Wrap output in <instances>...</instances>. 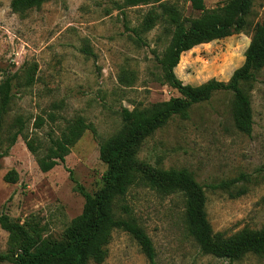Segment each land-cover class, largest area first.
Returning a JSON list of instances; mask_svg holds the SVG:
<instances>
[{
	"label": "rangeland",
	"instance_id": "obj_1",
	"mask_svg": "<svg viewBox=\"0 0 264 264\" xmlns=\"http://www.w3.org/2000/svg\"><path fill=\"white\" fill-rule=\"evenodd\" d=\"M227 0H203L206 9ZM183 17H196L187 0H170ZM149 5L125 7L123 0H48L23 15L12 13L8 0H0V81L17 74L11 82L12 101L5 118L25 120L27 132L43 137L62 125L63 119L81 116L93 129L85 130L70 148L64 162L41 173L33 156L18 136L0 158V214L20 224L31 223L42 239H60L70 219L81 211L80 186L93 195L102 186L104 164L97 144L117 130L121 108L131 110L178 97L161 81L157 57L168 35L156 23L136 39L130 29L138 25ZM240 32L200 44L179 55L173 68L182 83L197 86L210 79L226 82L243 62L252 29L264 22V0H251ZM28 71L25 86L20 76ZM118 78L123 81L121 84ZM231 94L215 92L191 106L188 119L172 117L147 137L137 159L155 168L181 169L193 174L203 187L205 212L213 233L231 235L242 228H264V69L249 92L252 128L249 135L236 133L229 120ZM54 114L50 123L47 113ZM36 116L43 119L32 130ZM12 170L15 181L3 175ZM238 178L229 198L225 191L210 189ZM132 210L154 248L156 264H262L247 255L227 261L204 255L184 230L178 196H159L146 188L129 190L124 201ZM7 234L0 229V264L6 259ZM101 264H147L134 241L113 231Z\"/></svg>",
	"mask_w": 264,
	"mask_h": 264
},
{
	"label": "trees",
	"instance_id": "obj_2",
	"mask_svg": "<svg viewBox=\"0 0 264 264\" xmlns=\"http://www.w3.org/2000/svg\"><path fill=\"white\" fill-rule=\"evenodd\" d=\"M48 0H8L12 13L23 15L38 9ZM189 8L198 12L196 17H183L180 9L170 0H123L125 7L149 5L138 25L130 31L136 39L148 32L157 22L163 25L168 35L165 48L156 61L161 71V81L174 89L178 97L155 102L142 108L119 111L120 124L115 132L97 144L98 159L104 164L102 186L93 195L78 185L76 191L83 198L81 211L70 219L61 232L60 239H42L31 223L20 224L7 215L0 214V229L7 234L6 259L12 264H101L107 255V245L113 231L126 233L137 245L147 264H156L154 248L144 229L137 222L131 208L124 202L132 188L142 187L159 196H178L182 204L184 230L200 253L227 261H238L247 255L256 257L264 264V228H242L225 236L213 233L205 212V194L193 174L184 169H161L137 159L143 141L172 117L188 119L192 105L207 101L215 92L231 94L229 120L232 129L249 135L252 128V113L249 92L256 74L264 69V22L256 24L243 53L242 64L233 70L226 82L210 79L197 86L182 84L174 75L173 68L179 55L193 47L223 39L245 28L251 0H227L221 6L206 9L203 0H187ZM17 74L0 81V158L19 136L41 173L62 164L70 148L80 139L85 130L93 129L81 116L63 119L55 132L51 129L43 137L35 130L43 125L36 116L28 133L25 120L17 115L5 125L10 110L12 80ZM28 86L32 79L28 71L20 80ZM123 84V81L118 78ZM50 123L54 114L47 113ZM2 180L15 181V173L6 172ZM239 179L210 185V189L226 192L229 198L244 194V188L235 193L231 188Z\"/></svg>",
	"mask_w": 264,
	"mask_h": 264
}]
</instances>
